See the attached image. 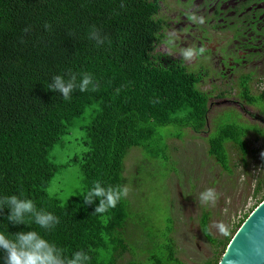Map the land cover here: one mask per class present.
<instances>
[{
    "label": "trees",
    "instance_id": "trees-1",
    "mask_svg": "<svg viewBox=\"0 0 264 264\" xmlns=\"http://www.w3.org/2000/svg\"><path fill=\"white\" fill-rule=\"evenodd\" d=\"M160 8V0H0V196L23 193L60 217V223L46 231L8 221L10 210L5 207L0 210V230L14 234L36 228L65 255L87 251L90 264H118L128 251L125 229L132 211L127 196L115 208L94 213L99 198L88 204L83 195L72 196L65 205L48 188L56 173L72 162L81 165L85 190L96 180L125 187V159L132 148L169 160L167 140L181 134H163L160 127L176 125L198 133L206 128L210 93L199 87L203 74L179 61H160L154 54L166 22L158 17ZM92 26L107 37L104 45L89 39ZM69 72L78 77L91 73L96 90L74 91L65 101L47 88L54 74ZM251 80L249 74L241 78L240 96L264 111V90L253 94ZM88 109L93 117L83 129L89 150L82 158L56 163L52 151L65 147L64 136ZM220 121L208 139V152L231 172L228 145L236 147L247 164L248 135L254 131L264 149V128L241 122L238 114ZM263 190L260 180L255 193ZM263 200L264 193L252 211ZM248 216L222 240L211 232L210 213L203 212L201 230L216 248L214 260L206 264L220 263ZM172 232L170 217L161 240L152 238L145 261L132 264H186L177 255ZM4 255L0 249V264Z\"/></svg>",
    "mask_w": 264,
    "mask_h": 264
},
{
    "label": "rangeland",
    "instance_id": "rangeland-1",
    "mask_svg": "<svg viewBox=\"0 0 264 264\" xmlns=\"http://www.w3.org/2000/svg\"><path fill=\"white\" fill-rule=\"evenodd\" d=\"M235 1L228 2L229 10L234 6ZM162 2L163 8L159 16L166 21L167 26L164 30V40L158 43L154 54L167 52V59L169 55L171 59L169 61L160 59V61L171 62L175 61L174 59H184L189 71L197 74L209 73L203 76L199 84L200 89L210 92L211 96L208 124L199 133L191 128L176 125L160 127L159 130L163 134H181V136H171L167 140L169 160L153 159L140 147L130 150L125 159V187L129 190L127 198L131 202L132 211V217L125 229L129 248L119 258L118 264L145 261L147 252L152 247V238L161 240V232L166 228L170 217L173 220L172 235L176 241L177 255L180 259L186 264H206L208 260H214L216 248L201 230L203 212L210 213L212 234L216 238L225 240L241 220L252 212L264 193V190L259 194L255 193L259 181L264 182V149L262 141L257 139L254 131L247 138L250 148L247 164L242 162L240 151L233 145H228L231 155V172L224 170L208 152V139L220 118L226 121L232 114H238L241 122L264 128L263 107L243 100L239 87L241 78L249 74L252 77L250 82L252 93L259 94L264 90V60H262L264 57L256 55L254 61L257 63L254 67L255 62L249 61L251 55H248L246 66L239 67L238 72L233 76L228 72L226 78H223L220 75V64L224 57L227 58L225 54L227 44L223 43L227 41L224 38L230 35L229 28L222 33L219 44L216 40L215 42L212 39L208 40L210 47L219 45L213 51L202 47L194 48L198 45L194 35L193 44L171 45L168 38L171 37L176 41L180 37L177 38L175 33L183 31L172 23L176 10L174 6L179 3L176 0H162ZM231 11H229L230 16L226 13L224 17V20L227 19L225 22L227 25L228 18H231L229 25L235 20ZM205 18L208 20L205 24L208 28L211 17L206 15ZM263 22L264 17L259 27ZM254 30L249 29L251 33ZM244 31L241 39L251 38L247 34L249 32ZM262 33L264 34L263 31ZM187 50L193 52V56L189 59L184 57V52ZM194 53L199 56L197 60ZM230 57H234V61L239 63L235 56ZM217 62H219L218 65ZM223 63L229 67L228 61ZM92 117L93 113L91 109H88L83 117L77 119L70 133L63 138L65 147L55 148L51 153L56 163L65 164L71 158H82L89 150L84 143L86 133L83 126L88 124ZM207 188H214L219 194L216 203L211 206L199 203V194ZM81 191H85L84 173L80 163L76 162L60 169L48 188V193L61 199L65 205L72 196H81ZM220 224L223 225V231L218 228Z\"/></svg>",
    "mask_w": 264,
    "mask_h": 264
},
{
    "label": "clouds",
    "instance_id": "clouds-1",
    "mask_svg": "<svg viewBox=\"0 0 264 264\" xmlns=\"http://www.w3.org/2000/svg\"><path fill=\"white\" fill-rule=\"evenodd\" d=\"M50 27V25H46ZM90 40L97 46L104 45L107 37L101 30L92 26L88 33ZM193 56L192 50L184 52V57ZM47 88L60 93L65 101L72 99L74 91L87 92L96 90L97 83L91 73H81L79 77L75 73L54 74ZM128 188L122 186H105L102 181L96 180L80 194L84 202L91 204L99 198L94 213H105L115 208L120 200L128 195ZM219 194L214 188H207L199 194V203L204 206L214 205ZM7 207L10 211L7 220L15 224H35L39 228L51 231L60 223V217L44 207H38L36 202L23 193L0 196V210ZM223 231V225H218ZM0 249L5 253L3 264H90L91 257L83 249L74 251L70 256L65 255V250L56 243L47 239L36 228L28 231L9 233L0 230Z\"/></svg>",
    "mask_w": 264,
    "mask_h": 264
},
{
    "label": "flooded vegetation",
    "instance_id": "flooded-vegetation-1",
    "mask_svg": "<svg viewBox=\"0 0 264 264\" xmlns=\"http://www.w3.org/2000/svg\"><path fill=\"white\" fill-rule=\"evenodd\" d=\"M178 0H176L177 2ZM233 0H181L178 5L175 7V17L172 21L173 24L177 27H180L183 29L182 32L175 33L177 38L180 37L182 39H177L174 41L171 37L168 38L169 43L172 45H178V46H188L190 44L194 43V36H196V41L198 45H196L194 48L202 47L204 49H211L216 50L219 45L214 46H208L209 41L211 40L219 44L220 38H222V33L226 32L227 28H229V37L224 38L227 41L223 43L226 45L227 48L225 50V54L227 58L224 57V59L221 61L220 64V75L223 78H226L227 73L229 72L231 76L236 74L238 72V68L241 66H246L248 55H251L249 58V61L255 62L254 57L257 56H263L264 57V22L259 27V24L261 23V20L264 17V0H236L234 3V6L231 7L230 10L233 13V20L231 24L229 25L230 19L228 18V25L225 23L227 21L224 20V17L226 13H229V7L228 2L231 3ZM163 2L160 0V11L159 14L163 8L162 6ZM225 6V7H224ZM227 8L226 10H224ZM208 12V13H207ZM206 15H210L211 22L209 27L207 28L205 24H207L208 20H206ZM159 16V15H158ZM230 16V13H229ZM160 17V16H159ZM202 17V18H201ZM162 18V17H160ZM201 18V20H199ZM163 19V18H162ZM164 20V19H163ZM167 26V23L165 22V28ZM248 26V27H247ZM202 27L203 29H201ZM164 28V30H165ZM249 29H255L252 33L249 31ZM262 29V31H261ZM163 30V32H165ZM248 31L247 33L251 38L249 39H241V35L243 32ZM263 37V38H261ZM175 39V38H174ZM164 40V37H163ZM224 42V41H223ZM162 43V42H160ZM180 43V44H179ZM166 44V43H165ZM231 45V46H230ZM230 46V47H228ZM195 54V53H194ZM196 60L199 58L197 54ZM161 60H167L169 61L171 59L167 52H164L162 54L158 55ZM235 56L237 60H239V63L234 61ZM175 61L181 62V64L185 65L184 59H174ZM264 60V58L262 59ZM224 61H228L229 67L225 66L223 63ZM174 62V61H171ZM219 62H217L218 65ZM257 62L253 64L255 67ZM208 75V74H204ZM211 74V73H210ZM263 91V90H262ZM260 91V92H262ZM210 93V92H209ZM211 99V96H210Z\"/></svg>",
    "mask_w": 264,
    "mask_h": 264
},
{
    "label": "water",
    "instance_id": "water-1",
    "mask_svg": "<svg viewBox=\"0 0 264 264\" xmlns=\"http://www.w3.org/2000/svg\"><path fill=\"white\" fill-rule=\"evenodd\" d=\"M219 264H264V200L235 233Z\"/></svg>",
    "mask_w": 264,
    "mask_h": 264
}]
</instances>
